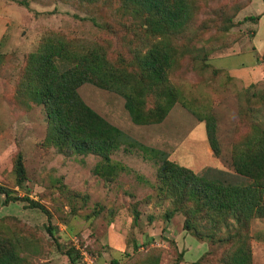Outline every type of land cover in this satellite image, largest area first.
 <instances>
[{
	"label": "rangeland",
	"instance_id": "374dc122",
	"mask_svg": "<svg viewBox=\"0 0 264 264\" xmlns=\"http://www.w3.org/2000/svg\"><path fill=\"white\" fill-rule=\"evenodd\" d=\"M189 1L183 29L154 36L121 0H0V19L9 24L0 42V185L19 199L5 204L0 195V232L13 239L21 264H69L65 251L78 253L73 237L96 264H228L229 239L200 240L184 229V214L166 218L171 205L156 191L159 157L121 146L111 156L120 166L117 175L105 180L94 173L99 157L65 155L45 145L44 108L17 94L26 56L49 35L100 44L111 62L123 57L131 66L136 50L163 41L174 58L168 82L181 97L161 123L133 124L123 98L90 84L79 87L80 97L132 139L165 152L169 161L198 174L209 168L233 174L235 144L252 135V123L264 128V0ZM208 114L215 121L219 156L207 142ZM18 154L26 171L20 187L13 172ZM246 234L251 264H264V217L252 219ZM218 235L229 234L222 229Z\"/></svg>",
	"mask_w": 264,
	"mask_h": 264
},
{
	"label": "trees",
	"instance_id": "16d2710c",
	"mask_svg": "<svg viewBox=\"0 0 264 264\" xmlns=\"http://www.w3.org/2000/svg\"><path fill=\"white\" fill-rule=\"evenodd\" d=\"M121 2L125 9H131L133 16L143 19L146 31L154 36L179 32L191 15L189 0ZM22 5L28 7L27 3ZM25 60L17 94L44 108L48 121L45 145L65 155L99 157L101 162L94 173L105 180L117 175L120 166L111 156L121 146L126 150L139 148L159 157L156 191L158 198L168 200L171 205L166 218L176 212L184 214V229L198 239L212 243L229 239L232 250L228 264H251L247 227L252 219L264 217V128L260 124L252 123V135L235 144L231 157L233 174L213 168L202 174L194 173L169 161L165 152L132 139L88 106L78 93L84 84L113 92L123 98L133 124L161 123L181 97L177 87L168 82L167 73L174 58L163 41L149 45L145 51L136 50L131 66L123 57L118 58L119 63L111 62L100 44H80L53 34L45 37ZM203 120L209 147L219 156L215 121L209 114ZM13 172L17 186H22L26 171L21 154L16 156ZM0 195L5 196V204L19 200L3 185ZM21 200L44 210L28 198ZM222 229L229 234L228 238L218 235ZM3 234L0 232V264H21L23 259L16 244L6 235L1 237ZM64 254L69 264L80 261L79 252L73 248Z\"/></svg>",
	"mask_w": 264,
	"mask_h": 264
},
{
	"label": "built area",
	"instance_id": "2783aa9c",
	"mask_svg": "<svg viewBox=\"0 0 264 264\" xmlns=\"http://www.w3.org/2000/svg\"><path fill=\"white\" fill-rule=\"evenodd\" d=\"M71 240L74 243L75 249L79 252L80 258L82 259L84 264H96V262H94L95 258L91 253L88 252L86 246H83L80 243V239H78L77 237H73L71 238Z\"/></svg>",
	"mask_w": 264,
	"mask_h": 264
},
{
	"label": "crops",
	"instance_id": "0c3cea01",
	"mask_svg": "<svg viewBox=\"0 0 264 264\" xmlns=\"http://www.w3.org/2000/svg\"><path fill=\"white\" fill-rule=\"evenodd\" d=\"M2 16V15H1ZM4 17V16H3ZM7 18L4 17V19H0V42H1V39L6 35V32L8 30V20H6ZM3 22H2V21Z\"/></svg>",
	"mask_w": 264,
	"mask_h": 264
}]
</instances>
